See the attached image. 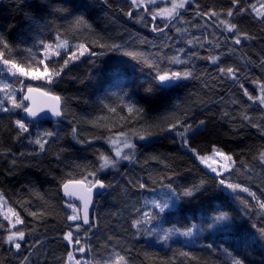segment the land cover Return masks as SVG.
<instances>
[{
	"label": "trees",
	"instance_id": "trees-1",
	"mask_svg": "<svg viewBox=\"0 0 264 264\" xmlns=\"http://www.w3.org/2000/svg\"><path fill=\"white\" fill-rule=\"evenodd\" d=\"M46 0H0V32H3L9 43L17 45L20 38H25V43L21 44L16 53L18 59H22L27 65L35 63L37 59L43 58L42 45L37 44L32 48L31 54L24 51L27 47H32L33 38L23 32L27 28L28 22L25 15L35 16L39 19L43 15L59 28L61 32L67 30L70 43L103 39L106 42H117L124 45L127 52L135 53L137 59L124 55L123 52H108L100 61L98 67L93 68L88 62L86 54L80 60L69 65V70L54 87L58 95L69 98L71 114L59 125L51 121H44L40 124V130H58L61 136L59 145L50 142L48 154L39 157H29L28 152L34 150V145H29L27 139L15 140V119L22 116L16 114L18 110L11 113L0 112V145L10 148L15 157L11 154L0 156V191L5 195L8 204L15 208L24 221L17 228L25 231L26 241L23 243L19 254L6 243H2L4 235L3 228H0V264H19L25 255L30 256L31 264H64L67 259V252L72 251L76 260H88L93 264H103V261L113 254V249L121 255H128L132 264H164V261L172 256L169 247L149 242V238L133 236L134 230L129 225L133 217L137 215L135 209L147 211L151 204L145 202L159 199L163 190L160 187L159 179L171 176V181L165 179V183L171 182L178 191L193 184H200L203 180L204 191L194 200L181 199L178 206L167 212V219L170 223H165L164 227L171 224L177 226L199 223V218L204 215H211V209L227 202L231 204L230 214L236 223L242 228L252 229V225L257 228L264 227V211H261L257 201L253 200L248 193L241 192L238 196H233L226 201L225 193L216 187L213 174L204 168L195 157L185 148L181 147L179 141L173 142L174 133L153 135L150 142L137 141L136 160L133 163L128 161L120 162L118 170L108 169L99 172L98 176L106 184H112L114 188H108L106 193L98 200L96 211L89 226L80 223L79 233L74 229L76 224L67 220L70 210L66 207L60 182L66 174L71 171L79 178L81 171L75 165L87 166L89 170L97 164L99 150L109 155H114L111 147L106 143L107 137L115 133L131 128L140 129L143 125L145 131H155L151 125L161 122L165 118H170L173 114L181 119H187L188 123L196 125L200 120L206 121V127L192 141V145L201 152H210L211 146L216 144L226 152L234 154L237 166L243 160L253 169V179L247 180L242 169L231 175L233 182H242L251 191L256 193L258 199L264 200V171L261 170L254 156L259 155V149L264 146V131L255 128L244 119L249 116L252 123H261L264 120V107L248 101L243 96L242 90L230 79L223 77L219 72V67L236 66L241 67L240 80L253 95L259 94L258 83L252 81H264V69L259 66V61L264 57V24L255 18L254 13L246 12L235 16L234 20L239 23L242 31L255 36L252 41H244L239 48V52L229 54L228 48L233 46L228 40L221 48H213L209 51L207 44L203 48L190 46L185 43L186 39L192 36L201 37L202 30L191 27V24H177L178 27L186 28L184 33H177L171 26L163 33L152 34V21L145 15L144 23L137 22L142 10H133V16L125 15L130 11V0H74V3L87 4V11L77 13L83 14L86 24L90 26L78 27L74 25V16L64 19L48 16L40 12L36 5L45 3ZM255 2V0H252ZM201 6L202 11L209 8L227 9L230 0H195ZM19 5V6H18ZM241 6H247V0H241ZM196 12L195 4L188 7L183 13L186 20L191 23L203 25L207 17L194 19ZM211 23V21H207ZM43 23V21H41ZM9 25L13 27L8 28ZM158 27H163L160 21L156 22ZM217 35L219 30L217 29ZM212 29L206 30L205 34H210ZM225 36L227 34H224ZM75 37V38H74ZM55 31L51 28L45 29L42 39L54 41ZM209 35V39H211ZM183 48L179 59L188 61L186 64H169L168 58L177 56L178 50ZM98 50V49H97ZM197 53L193 57L190 54ZM223 53V55H221ZM212 55H221L219 64H213L210 60L203 58ZM241 56L244 59H241ZM251 57L253 63L244 66V60ZM66 57L57 58L60 62ZM160 63L162 68L172 71L183 72L186 68L193 69V78L180 83L179 87L157 91L150 100L144 98V88L154 81L152 72L145 65L144 61ZM47 63V61H46ZM193 65L195 66L193 68ZM42 70L43 66H39ZM119 70L123 73V83L130 91L135 93V100L139 106L145 109L143 119L135 118L125 123L119 116H113L106 110H102L98 103V98H102L105 90L109 87L111 73ZM27 86L46 88V81L19 78ZM0 82L12 85L13 90H17L20 84L17 79L0 72ZM112 91H118L113 87ZM0 94V99H3ZM233 100L239 103H233ZM87 101L88 103H85ZM10 107V105H8ZM224 113H228L227 116ZM127 115V113H120ZM98 117L106 119L97 121ZM71 121V123H69ZM90 121H96L94 123ZM124 125L121 129V125ZM76 125L80 133V138L91 139V146L78 144L72 139L71 128ZM106 125V126H105ZM264 128V124H262ZM37 127H32V136L35 137ZM100 137V139H92ZM57 147L69 148L65 153L64 162L57 161L52 151ZM24 152L21 157L19 153ZM157 155L165 159L168 167L150 159ZM15 158L17 163L13 166L10 161ZM151 175V178H150ZM131 180L133 183L129 184ZM138 182L145 183L146 187L141 189ZM154 181H156L154 183ZM127 189V195L121 191V187ZM43 198H39L36 194ZM245 205L249 207L245 209ZM37 212V217L29 215V212ZM40 213H43L41 216ZM247 213V214H246ZM0 222L7 227L8 222L0 216ZM94 225V226H93ZM90 229V230H89ZM72 231L74 236H79L82 244L91 247V253L76 252L75 245L72 248L63 239V234ZM113 239L110 241L108 237ZM118 238V239H117ZM227 238V237H225ZM39 239L41 243L32 247ZM213 240V236L208 231L201 233L200 239L195 245L188 244L184 239L174 237L175 243L170 242L171 248L183 247L185 250L195 251L198 255L212 257L209 252L199 248L200 244H206ZM220 243V240H217ZM131 249V252L125 251ZM257 259L259 253H256Z\"/></svg>",
	"mask_w": 264,
	"mask_h": 264
},
{
	"label": "snow or ice",
	"instance_id": "snow-or-ice-1",
	"mask_svg": "<svg viewBox=\"0 0 264 264\" xmlns=\"http://www.w3.org/2000/svg\"><path fill=\"white\" fill-rule=\"evenodd\" d=\"M104 2L107 3V0H104ZM161 4L165 6L161 7ZM193 4H195L196 8L194 19L196 17H207V21H211V23L205 21L201 25L199 23H191L184 18L183 13ZM230 4L231 6L227 9L221 8L217 10L213 7L207 11H202L201 6L196 4L195 0H130L131 10L125 13V15L132 17L133 10H142V14L137 22L144 23L145 27H147L148 23L145 21L144 15L147 14L152 21V32L163 33L166 28L171 26L175 28L177 33L182 34L187 29L178 27L177 24H191V27L202 30V36H192L189 33L191 38L186 39L185 43L187 45H198L203 48L207 44L209 51H211L213 48H221L228 40H231L233 46L228 48V53L235 54L239 52V48L235 46H241L246 40L252 41L256 39L255 36L242 31L239 23L234 20L235 16L250 11L254 13L255 18L260 23L264 24V0H255V2L247 0L246 7L241 6V0H230ZM36 7L40 9V12L46 13L48 16L61 19L74 16L75 26L87 27L91 31L90 26L86 24L84 15H77V13L87 11V4H76L74 0H46L45 3L36 5ZM158 17L163 21V27L156 25L155 22ZM25 19L28 22V26L23 29V32L32 36L33 44L32 47H27L24 51L31 54L32 48L36 47L37 44L42 45L43 58L37 59L34 64L28 63L25 65L22 59H18L19 54L15 51L21 44L25 43V38L22 36L20 43L14 46L9 43L4 33L0 32V72L6 70V73L17 79L20 84L19 89L13 90L11 84L0 82V94H3L4 97L0 99V112L11 113L13 110H18L16 112L17 115L20 112L25 114L14 121L16 132L14 139L17 141L22 138L27 139L29 145L35 146L34 150L28 152L27 155L29 157H39L42 154H48L51 147L50 142H55L59 145L61 140L58 130L47 128L40 130L41 122L52 120L56 125H59L62 120L67 119L71 114L69 98L62 97L53 91L54 87L69 70V65L80 60L86 54L89 57L88 62L93 68L98 67L97 61H100L108 52H123L124 55L132 56L133 59H137V56L135 53L125 51L123 44L117 42L109 43L102 38L94 40L91 43L84 41L72 44L68 39L67 30L61 32L52 21L45 19L43 15H40L39 19H37L35 16L26 14ZM12 27V25L8 26L9 29ZM49 28L55 31L54 41L42 39L45 29ZM209 28L212 29V32L205 34ZM217 29L219 30V35H217ZM224 34L227 35L225 36ZM209 35H211V39H209ZM183 51V48L179 49L177 56L168 58V63H188V61L179 59V55ZM190 55L195 57L197 53L192 52ZM221 55L210 54L203 58L210 60L213 64H219ZM61 57L66 58H63L62 62H60L57 58ZM241 59H244V57L241 56ZM144 63L151 70L152 80L154 81L144 88V98L146 101L150 100L157 91L179 87L181 82L193 78V69L186 68L183 72L172 71L171 69L162 68L160 63L148 60H145ZM250 63H253L251 57L244 60L245 67ZM40 65L43 66L42 70L39 67ZM259 66L264 69V57L260 59ZM218 70L223 77L230 79L234 84L238 85L239 89L242 90L243 96L248 101L258 103L259 106L264 107V81H252L253 83H258L259 89V94L253 95L240 80L241 67H219ZM20 77L32 80H44L47 87L42 89L29 85L25 91L24 82L19 79ZM122 77L123 73L119 70L111 73L109 87L105 90L103 97L98 98V103L102 110H106L108 113L113 114V116H119V119L125 121V123L135 118L142 120L145 109L140 107L139 102L135 100V93L124 86ZM113 87L118 88V91H112ZM85 103L88 102L85 101ZM233 103H239V101L233 100ZM125 112L127 113L126 116L120 115V113ZM224 115L227 116L228 113H224ZM104 119L106 117H98L97 121ZM244 119L252 124L253 127L264 131V128H262L264 120L261 123H252L251 118L247 115H245ZM90 122L94 123L95 126L96 121ZM34 126L38 129L35 137L32 136L31 132ZM123 127L124 125L122 124L121 129ZM205 127V120H200L196 125H193L188 123L187 119H181L178 115L173 114L170 118H165L161 122L151 125L150 128L155 129V131H145L142 125L139 130L133 127L128 131L121 130L113 136L105 138L106 143L111 146L114 155L97 150V164L92 167V170H89L87 166L75 165L74 167L79 168L81 171L79 178L69 171L66 177L61 179L60 187L63 190L64 196L69 198L66 204L71 209V214L67 215V220L79 221L82 219L85 225H90L89 208L93 203L94 190L115 187L110 183L106 184L98 176V173L108 168L118 170L121 161L135 162L138 148L136 141L150 142V138L153 135L163 133H168L169 135L174 133L173 142L179 141L181 147L190 152L200 164L204 165L213 174L212 178L216 181L217 189L226 194V201L230 200L234 195L238 196L241 192L248 193L253 200L257 201L259 209L264 211V200L258 199L256 193L251 191L244 183L233 182L231 179L233 173L242 169L246 179L252 180L254 169L249 164L241 160L239 166H237L234 154L226 152L216 144L211 146L210 152L204 153H201L197 147L192 145L191 141ZM71 135L76 143L81 145L87 143L91 146L92 140L80 138L76 125L72 126ZM92 139H100V137H93ZM69 151V148L57 147L51 154L55 156L57 161L64 162L66 160L65 153ZM9 154L13 157L16 155L12 153L10 148L0 145V156H8ZM19 155L23 157L25 153L21 152ZM217 158L219 159L217 160ZM150 159L163 164L166 168L168 167L165 159L161 156L153 155ZM253 159L258 161L261 170L264 171V146L259 149V155L254 156ZM10 163L15 166L17 161L13 158ZM165 179L171 181V176L162 177L158 181L163 190L162 196L150 202L146 201L145 205L151 204V208L147 211L135 209L137 215L131 219L129 225L134 230L133 236L135 238L144 236L149 238V242L154 240L156 243L170 248L172 256L165 260L164 264H264V227L257 228V225L253 224L252 229H256V231L242 228L230 214V203L225 202L218 207H213L211 209L213 214L200 217L199 223L193 222L183 226L171 224L170 227H164L165 223H170L167 219V212L175 209L181 199L189 201L196 199L204 191L203 185L205 184L202 180L198 185L193 184L183 188L182 191H178L177 188L173 187L171 182L165 183ZM128 183L132 184L133 182L129 180ZM137 183L141 189L146 187L145 183L138 181ZM120 187L123 194L127 195V189L123 186ZM36 195L41 199L43 198L38 193ZM73 197L79 201V205L72 202ZM248 207V205H245V209ZM28 214L34 218L38 215L37 212L31 211ZM0 215L8 222L6 228L0 222V228H3L6 233L2 243L10 245L19 254L27 237L25 231L17 228V225H22L24 221L15 208L8 204L2 191H0ZM40 215L42 216L43 213H40ZM75 229L79 233L81 225L77 223ZM205 231H208L209 235L213 236V240L206 244H200L199 248L209 252L215 258L198 255L195 251L185 250L183 247L171 248L170 242H176L174 241V237H182L188 244L195 245V242L200 239L201 233ZM63 239L67 241L68 245L75 244L79 246L76 248V251L91 253V247L82 244L79 236H74L72 231L65 232ZM108 239L111 241L113 238L110 236ZM217 240L221 242L218 243ZM40 243L41 241L37 239L32 247ZM125 251L130 253L131 249H125ZM256 253H259L258 259ZM30 256L31 253L23 256L19 264H31ZM64 264H93V262L83 259L76 260L73 252L69 251L67 252V259ZM103 264H132V262L130 256L121 255L120 252H116L113 249V254L104 260Z\"/></svg>",
	"mask_w": 264,
	"mask_h": 264
},
{
	"label": "water",
	"instance_id": "water-1",
	"mask_svg": "<svg viewBox=\"0 0 264 264\" xmlns=\"http://www.w3.org/2000/svg\"><path fill=\"white\" fill-rule=\"evenodd\" d=\"M136 11H139V10H136ZM149 17V16H148ZM150 18V17H149ZM151 20V19H150ZM157 22V20H156ZM155 22V23H156ZM152 34H155V32H152ZM38 99V102H39V97L37 98ZM25 114L23 113L22 116H24ZM51 122L54 123V121L52 120H49ZM107 189H97V190H94V194H93V203L90 205V208H89V214H90V222L92 221V218L94 216V213L96 211V207H97V203H98V200L101 196H103L105 193H106ZM61 192H62V195H63V198H64V201L65 203L69 201V198L64 196V193H63V190L61 188ZM72 202H75V203H78L79 204V201L75 199V197L72 198ZM81 224H83L84 226H89V225H85L83 223V220L81 219Z\"/></svg>",
	"mask_w": 264,
	"mask_h": 264
},
{
	"label": "rangeland",
	"instance_id": "rangeland-1",
	"mask_svg": "<svg viewBox=\"0 0 264 264\" xmlns=\"http://www.w3.org/2000/svg\"><path fill=\"white\" fill-rule=\"evenodd\" d=\"M163 6H165V5H163V4H161V7H163ZM140 17V16H139ZM157 21H160L162 24H163V21H161L160 20V18L158 17L157 18ZM139 24H140V22H139ZM24 78V77H23ZM24 79H30V78H24ZM137 142V141H136ZM110 146V145H109ZM111 147V146H110ZM219 158H217V160H218ZM122 162V161H121ZM199 162V161H198ZM200 163V162H199ZM200 165H202V164H200ZM204 168H206L204 165H202ZM108 169H110V168H108ZM108 169H105V170H103V171H101V172H104V171H107ZM207 169V168H206ZM208 170V169H207ZM209 171V170H208ZM77 205H79L78 203H76ZM66 207H67V204H66ZM68 208V207H67ZM69 210H70V212H71V209L70 208H68ZM2 218H3V216L2 215H0ZM81 220H79V221H71V223H73V224H77V223H81L80 222ZM19 225H17V227H18ZM74 229H75V227H74ZM76 230V229H75ZM179 238H182V237H179ZM182 239H184V238H182ZM72 248H74L75 247V244H73V245H70ZM77 252V251H76ZM74 253H75V250H74V252H73V256H74ZM75 258V257H74Z\"/></svg>",
	"mask_w": 264,
	"mask_h": 264
}]
</instances>
